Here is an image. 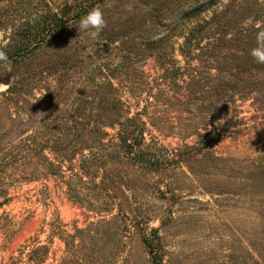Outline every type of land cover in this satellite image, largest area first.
<instances>
[{"label":"rangeland","instance_id":"obj_1","mask_svg":"<svg viewBox=\"0 0 264 264\" xmlns=\"http://www.w3.org/2000/svg\"><path fill=\"white\" fill-rule=\"evenodd\" d=\"M260 33L264 0H0V264H264Z\"/></svg>","mask_w":264,"mask_h":264},{"label":"clouds","instance_id":"obj_2","mask_svg":"<svg viewBox=\"0 0 264 264\" xmlns=\"http://www.w3.org/2000/svg\"><path fill=\"white\" fill-rule=\"evenodd\" d=\"M131 11V8L128 9ZM105 27V20L103 12L100 7L93 8L86 15L82 16L78 22L77 30L78 32H89L93 40L98 39L100 32ZM258 42L264 45V33H260L257 37ZM251 55L258 63L264 64V46L253 49ZM8 55L5 51L0 50V64L7 65L10 64ZM37 95V93H34Z\"/></svg>","mask_w":264,"mask_h":264},{"label":"trees","instance_id":"obj_3","mask_svg":"<svg viewBox=\"0 0 264 264\" xmlns=\"http://www.w3.org/2000/svg\"><path fill=\"white\" fill-rule=\"evenodd\" d=\"M76 18H78V16H77ZM57 24H58V26L60 27V29H57V33H58V32H61V30H64V29H65V27H64V23H63L62 19H60V21H59ZM28 51H31V50H25V49H23L22 52H21V56H22L23 54L26 55V52H28ZM12 58H14V56H11V59H12ZM147 244H149V243H147ZM147 246L149 247L150 253L153 254V255H155V254H154V252H155L154 247H152V246H150V245H147ZM156 254H157V253H156ZM157 259H158V261L160 262L159 257H158V254H157Z\"/></svg>","mask_w":264,"mask_h":264}]
</instances>
